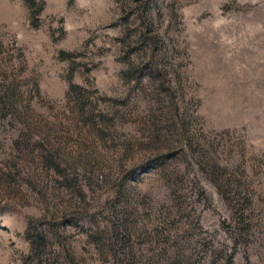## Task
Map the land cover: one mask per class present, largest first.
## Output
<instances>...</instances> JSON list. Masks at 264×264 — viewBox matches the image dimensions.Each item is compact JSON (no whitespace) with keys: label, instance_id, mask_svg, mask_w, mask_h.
I'll list each match as a JSON object with an SVG mask.
<instances>
[{"label":"rangeland","instance_id":"rangeland-1","mask_svg":"<svg viewBox=\"0 0 264 264\" xmlns=\"http://www.w3.org/2000/svg\"><path fill=\"white\" fill-rule=\"evenodd\" d=\"M0 264H264V0H0Z\"/></svg>","mask_w":264,"mask_h":264}]
</instances>
